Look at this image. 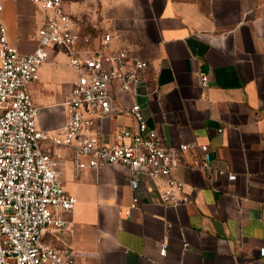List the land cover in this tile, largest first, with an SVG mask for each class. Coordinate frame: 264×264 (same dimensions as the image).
I'll return each instance as SVG.
<instances>
[{"label":"crops","instance_id":"1","mask_svg":"<svg viewBox=\"0 0 264 264\" xmlns=\"http://www.w3.org/2000/svg\"><path fill=\"white\" fill-rule=\"evenodd\" d=\"M10 43L37 46L46 14L30 0H0ZM75 29L113 34L114 50L147 60L139 97L151 127L169 149L182 144L172 175L188 200L163 205L148 180L136 207L124 169L107 165L75 172L73 149L54 146L59 180L77 197L65 228H46L41 242L76 253V264H264V0H64ZM49 58L30 84L37 126L63 134L77 80L67 48ZM1 65V58H0ZM202 74L210 83L202 86ZM135 97L116 93L109 118L97 121L106 143L121 129L136 131ZM222 129V132H219ZM211 149L212 170L194 168ZM237 175L234 181L219 171ZM166 245L167 254L160 251Z\"/></svg>","mask_w":264,"mask_h":264},{"label":"built area","instance_id":"2","mask_svg":"<svg viewBox=\"0 0 264 264\" xmlns=\"http://www.w3.org/2000/svg\"><path fill=\"white\" fill-rule=\"evenodd\" d=\"M30 1L46 14L35 34L37 46L32 53H22L10 43L0 3V264H76L74 251L46 246L40 239L46 228L67 227L64 213L78 203L59 180L60 162L54 146L73 149L76 173L85 168L121 166L135 192L131 207L139 203L142 180L151 182L163 205L177 207L186 202L185 184L172 171L180 164L178 151L197 146L182 144L179 150L169 149L157 129L149 125L138 100L148 96L142 92L146 79L141 74L149 65L147 60L127 50H114L111 32L93 38L75 29L64 0ZM58 45L67 48L77 80L66 102L65 132L52 134L37 126L39 108L29 87L48 60V49ZM201 82L207 87L209 75L202 74ZM117 92L135 97L128 111L137 129H121L116 142L106 143L97 121L110 117ZM198 148L201 156L194 168L211 171L209 145ZM219 173L230 181L237 178L226 169ZM166 254L163 245L160 255ZM260 254L264 256V247Z\"/></svg>","mask_w":264,"mask_h":264}]
</instances>
